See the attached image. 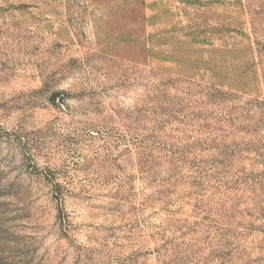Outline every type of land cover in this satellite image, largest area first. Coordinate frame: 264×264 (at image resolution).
<instances>
[{
    "label": "rangeland",
    "instance_id": "374dc122",
    "mask_svg": "<svg viewBox=\"0 0 264 264\" xmlns=\"http://www.w3.org/2000/svg\"><path fill=\"white\" fill-rule=\"evenodd\" d=\"M0 264H264V0H0Z\"/></svg>",
    "mask_w": 264,
    "mask_h": 264
}]
</instances>
